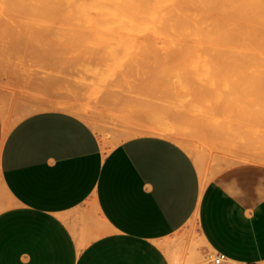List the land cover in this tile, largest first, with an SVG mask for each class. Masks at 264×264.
Instances as JSON below:
<instances>
[{"label":"crops","instance_id":"crops-1","mask_svg":"<svg viewBox=\"0 0 264 264\" xmlns=\"http://www.w3.org/2000/svg\"><path fill=\"white\" fill-rule=\"evenodd\" d=\"M12 109L0 100V264H167L154 242L192 218L204 251L226 257L204 264H264L263 163H235L205 184L172 138L106 148L86 119L59 108L26 114L3 136ZM92 209L112 234L98 232ZM167 259L194 264L173 246Z\"/></svg>","mask_w":264,"mask_h":264},{"label":"rangeland","instance_id":"rangeland-1","mask_svg":"<svg viewBox=\"0 0 264 264\" xmlns=\"http://www.w3.org/2000/svg\"><path fill=\"white\" fill-rule=\"evenodd\" d=\"M31 1L0 0V100L15 110L3 122V136L26 114L59 108L86 119L106 148L148 129L165 131L190 153L206 183L235 163H264V78L255 79L262 85L255 88L260 84L246 76L251 63L199 57L213 52L207 48L142 47L129 41L118 16L43 9L35 16L27 4L38 1ZM227 64L234 66L232 78ZM88 215L99 233H113L94 209ZM154 244L167 264L171 246L194 264L215 255L204 251L194 218Z\"/></svg>","mask_w":264,"mask_h":264},{"label":"bare ground","instance_id":"bare-ground-1","mask_svg":"<svg viewBox=\"0 0 264 264\" xmlns=\"http://www.w3.org/2000/svg\"><path fill=\"white\" fill-rule=\"evenodd\" d=\"M37 1H36L37 3H40L39 2L40 0ZM42 1L41 3H43V6H41L42 5L41 3H40L41 5L36 3L34 7L32 4H30V6L32 5L31 7L28 6L27 4V7L30 10L32 9V11L33 10L37 11L36 13L33 11L35 14L32 12L35 16L36 14H39L40 11L38 10H42V9L45 11L47 10L51 12L54 11V13L52 12V14L55 13L57 14L58 12L59 13L62 12L63 14L78 13V14H86V15L95 14L94 16L96 15H107V16L111 15L113 17L118 16L120 20L117 21L121 22V25L124 28L123 31L125 30L126 33L128 34L127 36L130 42L135 41L136 43L137 41L142 47L158 45L164 48H176V49L188 48V47L211 49L213 50V52L211 51V53H202L199 54L201 56L199 55L198 56L203 57V56L211 55L212 57L222 59V61L225 59L227 61L233 59L237 61L236 63L249 62L252 65V69H250L251 67L249 68L251 72L248 69L250 75L247 74L248 71H246L247 73L245 71H243L242 73H246L247 74L246 76H251V77L253 76L252 80L256 82H257V80H255L256 78L257 79L264 78V0H42ZM32 2L33 1H31V3ZM217 50H221V51H217ZM173 54L178 55V52L176 54L175 53ZM179 54L182 55L181 52ZM203 58L205 59V57ZM207 64H209V62H207ZM231 66L228 65V67ZM247 66L246 67L243 66V67L247 68ZM203 68H206V66H204ZM217 69L220 68L217 67ZM217 69L216 72L217 73L219 72L220 74L221 71H218ZM225 69L226 70L228 69L227 66L225 67ZM231 69L234 70V66L233 68L228 69L231 74L229 72L227 74L226 72V74L230 77L231 75L234 74V72L233 73L231 72ZM220 70H222V68ZM241 70H243V68ZM216 72L213 71V73H215L214 77L218 75ZM222 75H224V73H222ZM211 77L213 76L211 75ZM240 77L243 76L241 75ZM251 77L249 78L250 80ZM257 84H260V80L259 83L257 82ZM256 86L255 88L262 87L261 84L260 87L259 86L256 87ZM147 134L164 135L165 131L163 130L161 131L160 129L156 130L152 128L147 130ZM106 145L107 143L104 146L106 147ZM261 163H263V161Z\"/></svg>","mask_w":264,"mask_h":264},{"label":"built area","instance_id":"built-area-1","mask_svg":"<svg viewBox=\"0 0 264 264\" xmlns=\"http://www.w3.org/2000/svg\"><path fill=\"white\" fill-rule=\"evenodd\" d=\"M226 257L224 254L222 253H216L212 258L211 261L214 263H221L223 261H225Z\"/></svg>","mask_w":264,"mask_h":264}]
</instances>
